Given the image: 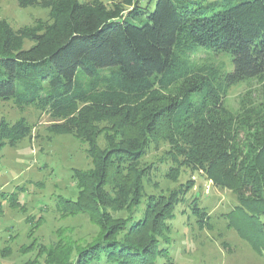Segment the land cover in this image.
I'll use <instances>...</instances> for the list:
<instances>
[{"label":"trees","instance_id":"obj_1","mask_svg":"<svg viewBox=\"0 0 264 264\" xmlns=\"http://www.w3.org/2000/svg\"><path fill=\"white\" fill-rule=\"evenodd\" d=\"M40 1L17 0L23 8ZM44 2L52 18L44 32L0 27V102L46 112L53 133L74 132L88 143L93 167L73 170L77 198L60 195L58 205L62 214L86 213L100 228L84 246L64 239L46 250L44 264H156L189 188L148 198L143 216L134 218L153 169L142 160L159 141L170 146L171 170L183 166L220 188L252 192L239 196L240 206L264 215V113L256 133L246 108L242 121L226 104L232 86L264 81V0ZM200 51L208 53L204 61L193 58ZM221 53L232 70L214 59ZM104 122L116 135L102 147L96 126ZM33 128L25 117L2 120L0 144L16 147ZM245 145L251 149L242 158ZM193 209L205 222L208 213ZM120 210L125 218L114 215Z\"/></svg>","mask_w":264,"mask_h":264},{"label":"rangeland","instance_id":"obj_2","mask_svg":"<svg viewBox=\"0 0 264 264\" xmlns=\"http://www.w3.org/2000/svg\"><path fill=\"white\" fill-rule=\"evenodd\" d=\"M99 1L111 6L120 0ZM210 1L201 0L204 5ZM154 6L155 2L151 8ZM51 23L50 8L44 0L26 8L20 7L17 0H0V27L7 24L22 34L24 31L44 32ZM32 44L25 38V47ZM207 57L206 51L193 56L198 61ZM214 59L223 61L227 70H232L228 53ZM226 104L242 121H249L250 130L257 133L261 130L258 119L262 120L264 113V81L250 79L232 86ZM244 108L248 115L246 120L244 115L240 116ZM22 117L34 126L31 136L16 147L0 144V199L3 201L0 264H28L35 259L37 264H44L45 251L56 248L62 240L84 246L93 242L100 232L86 213L62 214L58 205L60 195L77 198L79 187L73 170L93 167L88 143L74 132L53 133L52 121L46 112L34 107L19 108L12 100L0 102V122L13 123ZM96 128L99 131L97 142L102 147L108 137L116 135L115 128L107 122ZM246 146H242V158L251 149L247 150ZM169 148L167 143L159 141L152 144L144 156L143 164H152L153 169L144 182L145 195L138 216L134 217L143 216L148 198L156 200L161 194L189 187L181 195L174 217L168 221L166 241L160 243L162 253L155 258L156 264H264V215L256 218L254 213L242 209L239 202V196L253 198L255 195L247 190L220 188L205 173H192L183 166L177 165L171 170ZM194 206L208 213L205 222H200ZM114 215L125 218L126 213L120 210ZM76 255L74 250L73 261ZM95 264L115 263L103 260Z\"/></svg>","mask_w":264,"mask_h":264}]
</instances>
